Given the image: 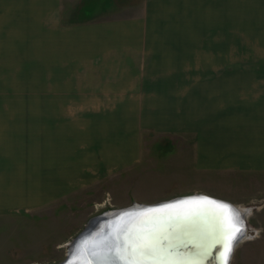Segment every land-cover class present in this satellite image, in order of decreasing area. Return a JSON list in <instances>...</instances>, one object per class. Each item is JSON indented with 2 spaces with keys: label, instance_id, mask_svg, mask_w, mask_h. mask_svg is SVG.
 Returning a JSON list of instances; mask_svg holds the SVG:
<instances>
[{
  "label": "rangeland",
  "instance_id": "obj_1",
  "mask_svg": "<svg viewBox=\"0 0 264 264\" xmlns=\"http://www.w3.org/2000/svg\"><path fill=\"white\" fill-rule=\"evenodd\" d=\"M15 1L0 0V264H58L95 216L194 193L248 210L230 264H264V170H200L190 138L139 128L137 139L134 106L80 87L72 75L67 26L167 24L178 14L145 12V0H79L59 15ZM238 7L239 20L223 13L224 49L231 54L235 41L239 61L230 66L240 83L250 69L254 88H264V0ZM231 23L237 33L227 35ZM129 134L139 145L129 156L136 159L123 163L131 149L121 153L120 145Z\"/></svg>",
  "mask_w": 264,
  "mask_h": 264
},
{
  "label": "crops",
  "instance_id": "obj_2",
  "mask_svg": "<svg viewBox=\"0 0 264 264\" xmlns=\"http://www.w3.org/2000/svg\"><path fill=\"white\" fill-rule=\"evenodd\" d=\"M19 1L59 15L61 6L79 0ZM143 6L148 13L178 17L167 24L132 19L65 28L72 35L78 86H94L108 99L117 98L115 103L134 106L137 139L139 128L190 138L200 170H264V88H254L250 69L241 84L242 74L230 66L239 61V48L228 41L237 39L226 37L232 53L224 49L223 13L239 20V0H145ZM152 28L166 29L167 35H153ZM228 28L227 35L237 33L234 23ZM127 136L119 152L131 150L123 163L136 159L129 156L139 145Z\"/></svg>",
  "mask_w": 264,
  "mask_h": 264
},
{
  "label": "water",
  "instance_id": "obj_3",
  "mask_svg": "<svg viewBox=\"0 0 264 264\" xmlns=\"http://www.w3.org/2000/svg\"><path fill=\"white\" fill-rule=\"evenodd\" d=\"M203 197L217 204H205L201 200ZM165 205L174 207H163ZM147 210H154L148 214L163 222L164 264H225V261L230 264L235 248L246 236L248 210L226 200L194 193L152 204H135L95 216L69 244L65 259L58 264H124L115 249L122 248L125 239L123 235L117 238V234L125 226L138 224L141 213ZM221 219L227 227L235 229L233 234L224 235ZM228 243L230 253L225 251ZM148 264H154V261L149 259Z\"/></svg>",
  "mask_w": 264,
  "mask_h": 264
},
{
  "label": "snow or ice",
  "instance_id": "obj_4",
  "mask_svg": "<svg viewBox=\"0 0 264 264\" xmlns=\"http://www.w3.org/2000/svg\"><path fill=\"white\" fill-rule=\"evenodd\" d=\"M205 204L215 205L216 201L209 200L207 197L201 198ZM226 208L227 205H219ZM163 207H174L173 205H165ZM147 210L141 213V220L135 226H125L121 232L117 234L124 236V246L117 247L115 250L120 255L124 264H148L149 259L154 261V264H164L163 257L166 254V249L163 247L161 232L163 230V222L155 215H149ZM222 216V214H221ZM221 227L225 236H229L235 232L234 228L226 226V222L221 219ZM111 243V241L109 242ZM107 246V245H106ZM226 253L231 252L230 243L226 244ZM227 264V261H225Z\"/></svg>",
  "mask_w": 264,
  "mask_h": 264
},
{
  "label": "bare ground",
  "instance_id": "obj_5",
  "mask_svg": "<svg viewBox=\"0 0 264 264\" xmlns=\"http://www.w3.org/2000/svg\"><path fill=\"white\" fill-rule=\"evenodd\" d=\"M241 210V209H240ZM242 211V210H241Z\"/></svg>",
  "mask_w": 264,
  "mask_h": 264
}]
</instances>
